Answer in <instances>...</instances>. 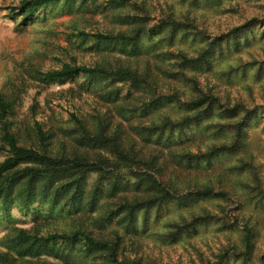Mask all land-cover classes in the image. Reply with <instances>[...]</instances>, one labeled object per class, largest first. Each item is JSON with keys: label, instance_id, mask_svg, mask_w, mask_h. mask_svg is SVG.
I'll list each match as a JSON object with an SVG mask.
<instances>
[{"label": "rangeland", "instance_id": "rangeland-1", "mask_svg": "<svg viewBox=\"0 0 264 264\" xmlns=\"http://www.w3.org/2000/svg\"><path fill=\"white\" fill-rule=\"evenodd\" d=\"M20 1L0 0V92L17 96L6 119L18 132L20 142L29 139L37 120L46 128L52 127L56 133L53 145L58 148L61 130L68 131L72 124L68 119L70 111L82 113L90 121V114H105L110 127L118 125L122 129L126 145L133 142L141 155L158 157L164 180L174 186L176 183L183 193L196 185H209L218 192L198 202H169L160 210H149L147 226L135 238L140 239L139 245L127 250H131V256H142L148 264H201L215 261L220 252L227 250L229 255L223 264H242L237 253L244 249L247 227L253 244L249 262L264 264V0H60L37 8L28 17L19 14ZM169 16L181 24L173 38H167V33L151 35L146 31L137 51L119 42L98 43L90 37L77 36L78 31L131 34ZM236 28L240 29L230 32ZM216 36L222 37L216 43V51L221 53L209 68L195 72L199 87L212 91L225 107L241 104L256 108V119L240 136L238 146L197 169L187 166L181 159L183 154L203 152L216 143H234L232 123L243 112L233 119L205 120L202 130L190 124L178 126L174 123L182 115V106L169 103L154 110L146 108L142 99L148 100L149 95L139 87H120L85 76L42 82L34 71H48L73 61L88 66L121 65L148 75L156 93H171L176 87L184 101L193 97L195 90L180 77L174 79L169 74L175 62H163L154 45L161 48V54L181 50L195 56ZM237 41L239 46L234 47ZM164 121H173L174 125L169 124L160 136ZM221 123L228 126L222 127ZM165 133L172 135L169 140L164 139ZM64 141L71 149L70 138ZM124 193L131 195L132 191ZM32 207L42 210L37 220L33 212L26 214L24 205L17 200L4 210L0 204V264H30L45 258H21L8 248L20 229L37 226L42 234L66 229L67 218L63 215L47 217L52 212L49 201H37ZM138 215L136 226L141 227L145 212L139 211ZM192 215H208L209 221L200 223L195 234L178 243H161L159 234L166 230V222Z\"/></svg>", "mask_w": 264, "mask_h": 264}, {"label": "trees", "instance_id": "trees-1", "mask_svg": "<svg viewBox=\"0 0 264 264\" xmlns=\"http://www.w3.org/2000/svg\"><path fill=\"white\" fill-rule=\"evenodd\" d=\"M59 1L21 0L19 14L32 16L37 8L54 5ZM180 25L179 21L169 16L146 30L138 28L131 34L121 31H78L77 36L90 37L98 43L119 42L130 46L132 51H137L140 37L146 31L151 35L153 32L167 33V38L170 39ZM238 29L240 28L230 32L235 33ZM221 38L216 36L208 41L204 49L195 56L181 50L161 54V48L155 43L154 50L158 51L163 62L171 60L176 64L172 65L169 74L174 79L180 77L195 90L193 97L184 101L180 99L181 93L176 87L172 88L171 93H156V86L148 75L121 65L88 66L73 61L63 62L60 67L48 71H34L42 82L85 76L90 80H108L120 87H139L149 95L148 100L142 99L146 108L154 110L169 103L180 104L183 109L177 107L181 109L182 115L178 118V123H174L178 126L190 124L202 130L205 120L233 119L239 112H243L232 123L235 128L234 143H216L210 145L206 151L183 154L181 159L188 163L187 166H195L191 168L197 169L203 163L238 146L242 141L240 136L245 134L250 122L256 119V108L241 104L225 107L212 91L199 87L195 72L201 68H209L213 59L221 53L216 51V43ZM238 46L237 41L234 47ZM15 102V94L10 96L0 92V156L3 155L0 161L1 207L4 210V207L17 200L24 205L26 214L28 211L33 212V218L37 220L42 216V210L32 205L37 201H49L52 212L47 217L58 218L63 215L67 218L66 229L61 231L42 234L37 226H33L31 230L20 229L15 242L8 248L13 249L21 258L29 256L38 259L45 256L30 264H87V261L90 264H148L143 261L142 256H131V250L127 251L132 246L139 245L140 239L135 238L138 236L137 232L147 226V212L152 208L160 210L169 202H198L218 193L209 185H196L194 188L189 186L183 193L184 190L176 187V183L174 186L162 178V167L156 155L145 157L139 153L133 142L126 145L122 138V129L118 125L110 127L109 119L98 112L90 114L93 119L90 121L82 113L70 111L68 119L72 124L68 131L61 130L63 137L57 139L58 148L53 145L55 131L50 126L46 128L37 120L34 121L29 139L20 142L18 132L12 129L6 119ZM167 122L164 121L158 132L160 136L169 124H173V121ZM221 126L227 127L228 124L221 123ZM171 136L165 133L164 139L169 140ZM65 137H69L72 143L69 150L64 141ZM91 175L92 181L89 180ZM129 190L132 191L131 195L124 193ZM139 211L145 212L141 227L136 226ZM208 221V215H192L189 219L181 216L178 221H168L164 226L166 230L159 234L161 243H178L183 237L195 234L200 223ZM244 230L245 246L237 255L241 257L242 264H250L252 232L247 227ZM228 255L229 252L224 250L217 255L215 261L206 260L201 264H223ZM47 256L59 261L54 263Z\"/></svg>", "mask_w": 264, "mask_h": 264}]
</instances>
